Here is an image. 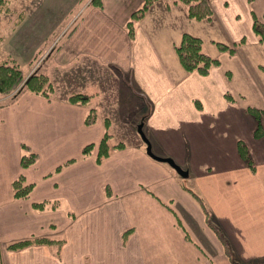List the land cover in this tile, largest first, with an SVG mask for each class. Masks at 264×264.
<instances>
[{
    "label": "crops",
    "instance_id": "crops-1",
    "mask_svg": "<svg viewBox=\"0 0 264 264\" xmlns=\"http://www.w3.org/2000/svg\"><path fill=\"white\" fill-rule=\"evenodd\" d=\"M141 3L88 6L54 58L63 66L96 61L120 79L117 89L141 96L148 109L133 113L140 114L152 151L171 157L188 175L149 156L139 137L113 140L112 119L92 93L87 102L74 103L24 90L0 103V264H232L188 189L203 198L236 261L264 258V43L252 29L253 13L264 20V0L211 1L212 23L227 33L228 43L244 40L233 53L215 45L209 53L219 64L206 75L187 72L178 61L179 33L165 43L157 38L172 23L166 13L181 10L186 19L178 3L168 12L151 7L129 37V11ZM248 106L261 111L260 136ZM91 108L96 119L87 125ZM105 131L124 145L97 162ZM23 143L38 156L26 167L20 164ZM88 143L94 147L82 155ZM20 175L32 188L16 197L12 181ZM43 200L42 209L34 207ZM38 237L51 240L8 246Z\"/></svg>",
    "mask_w": 264,
    "mask_h": 264
},
{
    "label": "rangeland",
    "instance_id": "rangeland-1",
    "mask_svg": "<svg viewBox=\"0 0 264 264\" xmlns=\"http://www.w3.org/2000/svg\"><path fill=\"white\" fill-rule=\"evenodd\" d=\"M105 1L6 0L4 6L0 7V62H16L24 76L34 71L45 74L53 86L51 96L58 95L68 98L73 93H92L93 102L96 105L99 102L98 107H100L101 111L109 114L110 119H112L110 131L113 133V140L119 139L129 142L132 138H140L136 128L142 120L139 119V113H133L134 109L141 108L146 111L148 109L147 102L130 88L117 89L120 79L117 80L115 75H109L105 69L106 67L96 61L81 58L67 66H63L54 58L56 52L63 48L64 39L76 27L75 24L83 16L85 9L88 6L102 8ZM211 1L210 5L212 7ZM248 1L251 3L252 0ZM155 3L162 4V6H157ZM174 3H178L183 9L186 19H182L181 10L177 12V16L166 13L165 15L169 16L167 22L172 23L167 28L159 30L160 33L156 34L162 43L177 39L179 34L181 35L183 32H189L202 39V49L207 53H215V41L228 44L227 33L220 26L212 23L214 18L213 7V15L210 19L197 20L187 15L186 4L180 0H156L145 13L154 5L168 12L170 8L176 7ZM139 6L130 10L129 13L131 14ZM61 19L65 20L61 21ZM25 22L26 25H23ZM135 24L134 22L133 38L137 28ZM149 25L150 19H147L144 28L147 30ZM50 50L52 51L51 56L43 62L41 68L36 70L41 59ZM223 63H226L225 60H223ZM15 93L16 91H12L8 94L0 95V103L6 102V100L10 101L18 95H15ZM93 93H96L97 96H94ZM125 113L128 115L127 121L124 120V117H126L124 116ZM254 261V264H264V258L255 259ZM232 264L243 263L237 260L236 263Z\"/></svg>",
    "mask_w": 264,
    "mask_h": 264
},
{
    "label": "trees",
    "instance_id": "trees-1",
    "mask_svg": "<svg viewBox=\"0 0 264 264\" xmlns=\"http://www.w3.org/2000/svg\"><path fill=\"white\" fill-rule=\"evenodd\" d=\"M156 0H142L141 5L131 12L129 19L126 22V27L128 35L130 38L134 36V22L137 19H140L145 11L155 2ZM186 4L187 15L190 18L197 20L201 19H210L213 15V9L210 5V0H180ZM6 0H0V7L4 6ZM252 29L256 34L258 40L264 43V20L261 17H258L255 13L252 16ZM244 38H241L237 42L224 43L220 41H215V44L218 49L221 51H228L233 53L236 50V47L239 43H242ZM174 49L178 60L182 67L187 72L196 71L199 74L206 75L208 74L210 68L214 65L219 64V60L216 57L211 56L209 53L205 52L202 49V39L199 36L191 34L189 32H183L178 43L174 45ZM24 90L40 94L46 97H50L53 93L52 83L49 81L48 77L37 71L30 73L27 76H24L22 70L19 68L18 64L14 61H4L0 62V95L8 94L12 91H16L15 95L21 93ZM228 95V94H227ZM68 99L71 102L85 103L89 99V95L86 93H73L68 96ZM247 110L256 120V128L254 134L260 136L263 133V127L260 121L261 111L259 108L254 106H248ZM96 119V112L94 108H91L84 118L85 124H91ZM111 134L108 131H105L101 139L97 143V152H96V161L100 162L104 157H106L110 150L113 147H122L123 142L110 141ZM94 147V143H88L82 148V155H86L91 152ZM238 150L240 155L250 162V157L247 153L246 146L239 142ZM38 156L33 152L26 144H22V153L20 156V164L22 167L33 164L37 160ZM75 158H71L66 161L64 164H67L71 161H74ZM61 166H58L56 169H59ZM13 192L16 197H23L29 193L32 188L31 183L24 181L22 175L18 176L12 181ZM191 195L194 197L198 203L203 216L206 222V225L212 230L216 235L225 255L232 263H236L230 244L223 234L222 230L214 222L212 213L208 209L203 198L194 190L188 189ZM106 193L109 195L110 191L106 188ZM47 201L35 202L33 205L37 209H42L46 205ZM54 206V202L52 204ZM187 235V234H186ZM49 238H33V239H24L14 241L8 244L10 248H19L31 242H41V241H50Z\"/></svg>",
    "mask_w": 264,
    "mask_h": 264
},
{
    "label": "water",
    "instance_id": "water-1",
    "mask_svg": "<svg viewBox=\"0 0 264 264\" xmlns=\"http://www.w3.org/2000/svg\"><path fill=\"white\" fill-rule=\"evenodd\" d=\"M142 126H143V121H141L138 125H137V128H136V131L138 132V135L140 136L141 140L144 142L145 144V150H146V153L151 156L152 158L158 160V161H162V162H166L168 163L172 168L175 169V171L180 175V176H183V177H186L188 175V170L182 168L179 164H177L171 157L169 156H159L157 154H155L153 151H152V148H151V143L149 141V139L146 137L143 129H142Z\"/></svg>",
    "mask_w": 264,
    "mask_h": 264
}]
</instances>
